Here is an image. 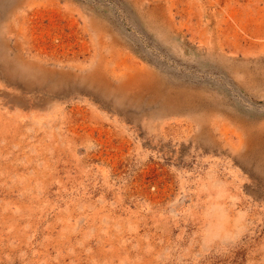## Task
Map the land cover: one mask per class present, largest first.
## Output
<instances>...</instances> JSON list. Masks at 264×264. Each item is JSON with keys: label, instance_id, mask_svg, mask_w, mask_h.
<instances>
[{"label": "rangeland", "instance_id": "rangeland-1", "mask_svg": "<svg viewBox=\"0 0 264 264\" xmlns=\"http://www.w3.org/2000/svg\"><path fill=\"white\" fill-rule=\"evenodd\" d=\"M0 264H264V0H0Z\"/></svg>", "mask_w": 264, "mask_h": 264}]
</instances>
